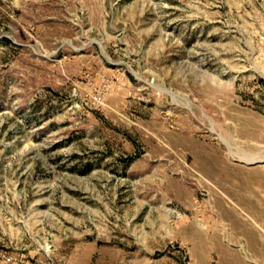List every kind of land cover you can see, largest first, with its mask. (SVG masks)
I'll return each mask as SVG.
<instances>
[{
  "label": "rangeland",
  "instance_id": "obj_1",
  "mask_svg": "<svg viewBox=\"0 0 264 264\" xmlns=\"http://www.w3.org/2000/svg\"><path fill=\"white\" fill-rule=\"evenodd\" d=\"M264 0H0V264H264Z\"/></svg>",
  "mask_w": 264,
  "mask_h": 264
},
{
  "label": "bare ground",
  "instance_id": "obj_2",
  "mask_svg": "<svg viewBox=\"0 0 264 264\" xmlns=\"http://www.w3.org/2000/svg\"><path fill=\"white\" fill-rule=\"evenodd\" d=\"M263 71H264V69H263Z\"/></svg>",
  "mask_w": 264,
  "mask_h": 264
}]
</instances>
